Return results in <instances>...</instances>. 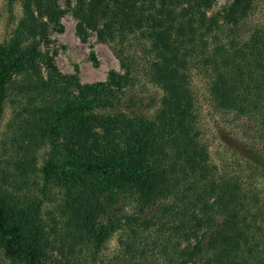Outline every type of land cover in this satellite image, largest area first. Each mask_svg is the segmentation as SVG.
<instances>
[{
	"label": "trees",
	"instance_id": "1",
	"mask_svg": "<svg viewBox=\"0 0 264 264\" xmlns=\"http://www.w3.org/2000/svg\"><path fill=\"white\" fill-rule=\"evenodd\" d=\"M214 3L77 0V36L85 41L87 30L94 32L123 70L109 75L117 94L58 72L36 49L61 14L57 1L21 0L15 45L9 56L0 47V120L11 97L10 144L17 147L6 160L17 174L0 170V251L6 260L75 264L78 244L94 237L98 251L120 230L117 264H198L205 244L210 255L202 264H264V206L242 175L221 174L201 124L208 116L251 121L261 145L227 140L228 147L264 180V26L252 25L253 0H233L212 12ZM137 79L162 92L156 118L127 110L76 117L54 149L80 161L83 172L65 186L53 229L19 246V227L9 220L26 212L27 196L15 191L35 185V152L49 118L74 91L123 99L121 89Z\"/></svg>",
	"mask_w": 264,
	"mask_h": 264
},
{
	"label": "rangeland",
	"instance_id": "2",
	"mask_svg": "<svg viewBox=\"0 0 264 264\" xmlns=\"http://www.w3.org/2000/svg\"><path fill=\"white\" fill-rule=\"evenodd\" d=\"M61 14L48 24L46 38L36 40V49L41 54H47L56 70L62 75L76 78L80 85L92 86L97 89L110 87L109 75L115 73L122 75L123 70L109 46L100 42L94 32L87 30L86 40L81 41L76 34L77 19L72 13V8L77 0H56ZM233 0H215L212 12L225 10ZM8 0H0V47L6 48L8 56L14 47V32L22 17L21 0H11V10L7 6ZM254 10L251 14L252 25L264 26V0H253ZM26 46V42H22ZM14 57V54L12 55ZM11 56V57H12ZM43 76L45 69L41 70ZM21 75L18 74L15 80ZM200 95L203 97V85H197ZM123 99H107L106 93L91 96H80L78 91L69 95L68 103L60 106L56 116L49 118L46 124L45 135L35 152V170L32 177L35 185L31 188L15 191L17 196L25 197L22 205L26 212L12 217L9 221L19 227L18 245L27 247L31 244L32 237L53 229L54 222L60 220L58 208L65 200V186L75 180L82 172L83 164L75 161L66 152L54 149V144L62 141L72 121L81 114H95L99 117H107L118 112L138 116L145 120H154L160 110L162 92L159 88L147 84L138 79L132 86H125ZM117 94L120 91L115 90ZM11 97L5 101L4 112L0 120V170L14 171V167H8L6 160L14 150L10 144L12 132L8 124L12 116L14 105L10 104ZM203 103V101H202ZM129 108L126 109V107ZM129 110V111H128ZM209 118V120H208ZM202 121V133L210 150V158L218 168L228 175H242L243 180L251 183L258 194V199L264 206V180L255 172L245 168L244 163L238 160L237 155L228 147L227 140L235 142H249L261 145L259 134L254 131L251 121H233L231 118H211L208 116ZM207 123L212 127L206 129ZM204 126V127H203ZM47 131V132H46ZM223 136V140H222ZM8 167L9 169H6ZM14 174L17 173L14 171ZM1 176V175H0ZM6 176V175H5ZM5 176H3L5 178ZM9 181L13 178L7 177ZM13 190V188H10ZM122 235L117 230L109 235L100 250H96L93 238L86 239L78 244L74 254L75 264H117L119 254L118 239ZM207 240L205 241V243ZM210 255V246L205 244L202 257L198 264H202ZM0 264H21L18 260L9 261L4 258L0 251Z\"/></svg>",
	"mask_w": 264,
	"mask_h": 264
}]
</instances>
